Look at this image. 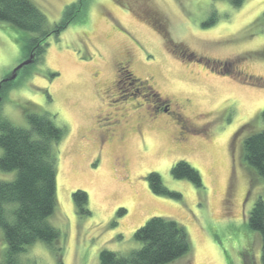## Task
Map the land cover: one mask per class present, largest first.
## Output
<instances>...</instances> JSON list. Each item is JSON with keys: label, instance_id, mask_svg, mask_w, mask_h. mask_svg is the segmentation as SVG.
<instances>
[{"label": "rangeland", "instance_id": "obj_1", "mask_svg": "<svg viewBox=\"0 0 264 264\" xmlns=\"http://www.w3.org/2000/svg\"><path fill=\"white\" fill-rule=\"evenodd\" d=\"M30 1L46 26L67 24L47 38L37 60L0 86V121L29 129L28 114L45 115L66 133L57 146L48 218L58 242H37L21 259L98 264L103 249L119 255L137 249L134 231L163 217L181 225L190 244L170 264H261V240L248 216L264 180L243 160V143L264 130V0L237 7L230 0ZM33 36L0 22V80L29 58ZM163 36L206 61L182 60L163 46ZM212 62H232L234 71L219 74ZM123 64L137 79L152 76L160 95L182 105L188 99L194 130L181 134L171 121L139 135L130 113L123 140L100 147L98 128L109 119L97 114L108 110L107 91H114ZM179 161L198 171L201 187L172 176ZM150 173L179 197L154 194ZM14 176L0 171V181ZM77 190L87 194L89 215L77 212ZM5 248L0 229V264Z\"/></svg>", "mask_w": 264, "mask_h": 264}, {"label": "trees", "instance_id": "obj_2", "mask_svg": "<svg viewBox=\"0 0 264 264\" xmlns=\"http://www.w3.org/2000/svg\"><path fill=\"white\" fill-rule=\"evenodd\" d=\"M243 0H230L237 7ZM0 22L34 34L27 46L34 60L42 54L45 41L58 33L66 22L53 27L46 26L45 17L30 0H0ZM32 62V63H33ZM124 78L131 73L120 67ZM29 129L0 121V171L14 172L8 181H0V229L6 244L4 264H36L34 260H22L21 256L37 242L47 246L57 244L58 230L48 222L55 209L57 146L66 131L55 125L45 115L28 114ZM264 122V110L261 112ZM243 160L256 175L264 180V130L247 137L243 143ZM176 179H187L201 187L197 170L184 161L171 168ZM150 190L156 195L179 197L169 191L157 173L147 175ZM72 200L80 215H89L87 194L81 190L72 193ZM119 211L118 214H122ZM248 227L258 232L261 240V264H264V192L248 216ZM138 244L126 255L101 250L98 264H170L184 256L190 248L184 228L173 220L152 217L133 233ZM58 259L60 260V248Z\"/></svg>", "mask_w": 264, "mask_h": 264}, {"label": "flooded vegetation", "instance_id": "obj_3", "mask_svg": "<svg viewBox=\"0 0 264 264\" xmlns=\"http://www.w3.org/2000/svg\"><path fill=\"white\" fill-rule=\"evenodd\" d=\"M146 21L149 22L148 19ZM163 40V46L167 47L169 52L177 54L182 60L189 62L206 61L202 58L196 59L193 54H189L178 45L171 41L169 42L165 36H163ZM31 55L34 60V54L31 53L29 56ZM211 65L219 74L228 75L232 74L234 71L232 62H212ZM120 67L130 72L127 65H117V79L114 82V91H107L108 110L104 111V113L97 114L98 118L107 117L109 119L107 127L98 128L100 147H102L105 142L111 143L112 141L123 140L124 131L129 129L128 119L130 113L136 114L135 117L138 125L137 133L139 135L142 128H153L158 126V124L163 126L171 121L174 122L181 134L188 135L190 131L194 130L186 112V107L190 104L188 99H185V104L182 105L171 97L160 95L155 89L156 85L152 76L141 80L135 78L130 72L131 78H123L121 75L122 72H120ZM12 75L13 73L11 76ZM9 77L0 80V86L2 84H9L11 81L6 80ZM233 104L234 103H230L225 107L228 108ZM102 114L103 116H101Z\"/></svg>", "mask_w": 264, "mask_h": 264}, {"label": "water", "instance_id": "obj_4", "mask_svg": "<svg viewBox=\"0 0 264 264\" xmlns=\"http://www.w3.org/2000/svg\"><path fill=\"white\" fill-rule=\"evenodd\" d=\"M33 62V56H29V58L27 60H25L24 62H22L19 66H17L14 70H13V75L10 76L8 79L6 80H12L15 78V73L20 69L22 68L23 66H26V65H29Z\"/></svg>", "mask_w": 264, "mask_h": 264}]
</instances>
